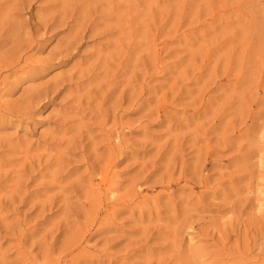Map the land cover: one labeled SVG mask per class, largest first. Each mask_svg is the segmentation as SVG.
Listing matches in <instances>:
<instances>
[{"label":"rangeland","instance_id":"obj_1","mask_svg":"<svg viewBox=\"0 0 264 264\" xmlns=\"http://www.w3.org/2000/svg\"><path fill=\"white\" fill-rule=\"evenodd\" d=\"M0 264H264V0H0Z\"/></svg>","mask_w":264,"mask_h":264}]
</instances>
